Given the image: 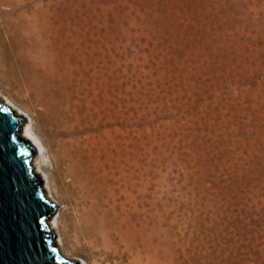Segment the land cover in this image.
I'll list each match as a JSON object with an SVG mask.
<instances>
[{
  "label": "rangeland",
  "instance_id": "1",
  "mask_svg": "<svg viewBox=\"0 0 264 264\" xmlns=\"http://www.w3.org/2000/svg\"><path fill=\"white\" fill-rule=\"evenodd\" d=\"M50 3L37 54L64 79L88 57L92 79L97 61L103 104L115 100L135 172L146 169L120 245L102 220L85 230L50 160L44 69L27 31L0 21V96L48 149L38 174L56 243L81 264H264V0Z\"/></svg>",
  "mask_w": 264,
  "mask_h": 264
},
{
  "label": "bare ground",
  "instance_id": "2",
  "mask_svg": "<svg viewBox=\"0 0 264 264\" xmlns=\"http://www.w3.org/2000/svg\"><path fill=\"white\" fill-rule=\"evenodd\" d=\"M38 2L39 0H0V21L11 34L19 29L27 31L30 49L36 53L34 61L46 74L44 86L49 91L44 97L43 105L45 122L52 138L49 156L61 175V187L72 197L75 205L79 206V216L85 230L97 227L102 220L101 226L108 229L113 244L119 246L122 242L118 241L119 234L131 228L135 222L133 215L136 214L135 208L141 199L140 189L145 183L146 169H141L138 174L135 172L133 156L128 148L129 131L115 127L116 114L118 115L115 100L112 99V103L107 106L103 104L97 61L92 79L85 65L89 57L82 61L80 72L64 79L61 67L56 68V64L52 62L48 65L43 63L45 58L37 54L38 37L46 35L49 27L41 26L44 15L48 13L45 14L44 6H48L46 10H51L50 0L47 5ZM95 43L98 51L97 39ZM47 50L52 53V46L49 45ZM0 101L11 107L2 96ZM15 112L24 117L18 110L15 109ZM21 136L33 142L36 147L33 167L38 174V167H47L48 149L35 134L28 119L21 127ZM47 196L51 198L52 195ZM54 199L53 196V201L56 200ZM49 225L51 229H56L52 222ZM59 250L64 257L74 258L61 245Z\"/></svg>",
  "mask_w": 264,
  "mask_h": 264
},
{
  "label": "water",
  "instance_id": "3",
  "mask_svg": "<svg viewBox=\"0 0 264 264\" xmlns=\"http://www.w3.org/2000/svg\"><path fill=\"white\" fill-rule=\"evenodd\" d=\"M15 110V109H14ZM0 101V264H80L64 257L49 221L57 204L33 167L25 118Z\"/></svg>",
  "mask_w": 264,
  "mask_h": 264
}]
</instances>
